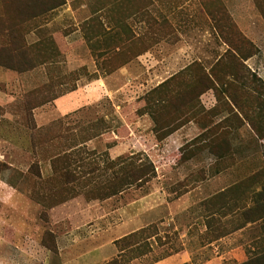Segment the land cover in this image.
Listing matches in <instances>:
<instances>
[{
    "label": "rangeland",
    "instance_id": "374dc122",
    "mask_svg": "<svg viewBox=\"0 0 264 264\" xmlns=\"http://www.w3.org/2000/svg\"><path fill=\"white\" fill-rule=\"evenodd\" d=\"M239 1L244 31L237 25L262 47L259 58L264 60V18L254 0ZM52 13L27 39L31 43L63 34L57 58L24 73L0 66V264H106L118 256L115 240L148 226L156 233L151 252L132 261L118 258L120 264H156L170 255L176 259L172 264H238L249 250L262 248L260 222L238 224L246 221L244 210L256 203L255 193L241 192V185L254 174L255 184L263 183L264 141L244 130L236 141L233 137L234 145L243 146L234 159L221 162L208 147L194 150L197 145L189 147L186 159L184 145H206L211 137L202 134L203 128L227 123L217 122L218 109L206 108L200 97L180 142L170 135L158 140L146 95L170 75L166 61L171 50L148 48L141 54L144 47L122 46L118 32L108 34L114 39L108 46H86L74 36L72 16ZM186 51L188 59L222 54L216 48ZM154 56L165 58L157 64ZM176 82L182 89L188 83L174 79L171 86ZM40 102L30 118L27 109ZM160 115L176 119L172 109ZM73 149H81L74 160L84 159L85 165L78 170L73 160L71 169L82 171L84 178L66 186L51 160ZM132 155L153 161L157 176L104 198L97 186L111 170L88 174L90 168L98 161L103 166L107 156ZM224 198H230V205ZM48 233L56 251L42 244ZM233 249L235 256L222 258L221 252Z\"/></svg>",
    "mask_w": 264,
    "mask_h": 264
},
{
    "label": "trees",
    "instance_id": "16d2710c",
    "mask_svg": "<svg viewBox=\"0 0 264 264\" xmlns=\"http://www.w3.org/2000/svg\"><path fill=\"white\" fill-rule=\"evenodd\" d=\"M65 2L66 0H0V66L17 71L18 73H24L57 58L58 51L61 49L59 41L64 38L63 34L43 35L31 43L27 39V34L34 30H40L43 19L45 20L49 14L64 5ZM254 2L264 18V0H254ZM217 26L221 39L228 45V49L221 55L216 65H222L230 57L238 61L236 63L237 70L233 72L234 80L226 79L225 81H220V79H214L215 71L210 69L209 72H206L203 66L199 64L208 78L207 82L190 81L188 84L183 85L184 89L178 85L179 82L173 83V86H171L172 80L175 79L177 81L179 79V74L166 79L151 89L146 95V104L152 106L150 115L155 122L157 135L159 134L158 140H163L182 127L187 121L189 122V120L195 118L196 101L200 99L199 93L212 88L216 91L218 101L230 99L238 110L235 115L241 120L242 125L246 123L250 125V133L254 135V139H264V79L245 64L247 59L261 54V49L240 30L232 15L225 7L223 24ZM147 50L148 47L144 48L141 54ZM119 55L123 57L124 53L121 51ZM128 60L129 58L125 62ZM198 84L204 86V89L200 92L196 89ZM223 85L225 86L224 91L219 88ZM237 85H240L243 90L238 92V89L233 88V86ZM189 87L191 89L188 90ZM58 97L60 96H54L52 100ZM52 100H48V102ZM43 102L36 103L27 109L30 118L33 119V110L43 104ZM185 108H187V114ZM171 109L176 119L173 122L171 119H162L160 114L163 111H170ZM239 112L242 114V117L239 115ZM191 113L193 115L188 117ZM230 126L232 128H229V126L223 128L217 126L213 129H206L202 134L211 133V137L206 139L207 144H186L182 147L183 156L189 159V147L197 145L194 150L208 147L210 152L221 162H226L228 159L233 158L238 148H242L243 146L240 147L233 144L234 140L233 137L231 138V135L234 134V128L236 127L233 123ZM33 127L36 128L35 125ZM218 130L220 131L217 132ZM81 152V149L65 151L51 160L53 170L55 173L63 175L64 185L66 186L84 178L82 171L77 173L71 169L74 162H76L74 167L78 170L84 168V159L75 161V157L80 155ZM74 155L76 156L74 157ZM108 169L111 170V173L97 186L104 198L120 194L132 186L144 185L157 176L156 166L153 161L147 157L143 158L135 155L118 160L110 159L107 156L104 159L103 166L98 161L93 164L88 174L102 170L108 172ZM262 180V189L256 192L254 196V201H257V204L244 210L243 214L246 217V221L238 224L239 228L244 227L248 222H260V225L264 229V202H261L264 200V177ZM208 226H212L210 221L208 222ZM155 234L151 232V228L148 226L115 240L119 251L118 256L106 264H120L118 258L132 261L148 254L152 250L150 239L156 236ZM223 234L221 232L216 238H219ZM49 235L51 234L48 233L43 237L42 244L46 248L56 251L57 246L54 243L55 241H51ZM51 236L53 237V235ZM249 252L251 254L238 264H264V245L262 248L256 247L252 251L249 250Z\"/></svg>",
    "mask_w": 264,
    "mask_h": 264
},
{
    "label": "crops",
    "instance_id": "0c3cea01",
    "mask_svg": "<svg viewBox=\"0 0 264 264\" xmlns=\"http://www.w3.org/2000/svg\"><path fill=\"white\" fill-rule=\"evenodd\" d=\"M224 7L227 8L241 28V22L237 15V9L240 7L239 0H66L65 4L56 9L52 15L61 11L63 15L72 16L75 29L74 36L78 39L77 41L84 42L86 46H108L114 40L111 35L108 37V34L118 32L121 33V38L117 41H121L122 46L132 42L136 46L144 48H168L171 50V55L166 63H168L170 75L166 79L180 74L178 77L180 80L185 79L187 82L201 83L202 81L207 82L208 78L199 64L203 66L206 72H209L210 69L214 70V79H220V81L234 80L233 72L237 70L236 63L238 61L230 57L222 65H216L221 55L228 49V45L221 39L217 26L223 24ZM69 36L66 35L65 38L67 39ZM97 42H101V44H97ZM202 47L216 48L222 54L215 58L208 54L195 59L193 57L188 59V55H183L187 53L186 49ZM158 58L154 56L153 61L161 64L165 57ZM245 64L264 79V60L259 58V55L247 59ZM224 85L226 86L225 83ZM224 85L219 87L223 91ZM233 88L238 89V92L243 90L240 85L233 86ZM189 89L191 88L189 87ZM196 89L200 92L204 86L198 84ZM199 95L203 97L206 108L218 109L217 122L225 120L227 126L231 123L234 124L236 128H234L232 137H235V141L238 137L243 136L244 130L246 131L245 135L250 134L247 131V127L250 129V125L248 123L242 125L241 120L235 115L238 110L229 98L218 101L216 91L213 88L201 92ZM239 115L242 117L240 112ZM185 127L186 124L172 133L169 138H174L180 142L181 131ZM207 128L202 130L205 131ZM262 140L264 141V139ZM255 181L256 175H250L243 183L248 185H241V192L250 193L253 191L256 193L260 191L262 183L255 184ZM238 182L242 183L243 181ZM227 199H223L224 204L230 205L227 204ZM248 202L250 207L252 199L250 198ZM236 251L233 249L221 252L222 258H232L237 254ZM242 254L244 257L246 256L244 251ZM173 261L176 259L174 255H170L164 259H159L156 264H172ZM187 261L185 259L182 262ZM212 262L214 261L209 260L208 264H212Z\"/></svg>",
    "mask_w": 264,
    "mask_h": 264
}]
</instances>
